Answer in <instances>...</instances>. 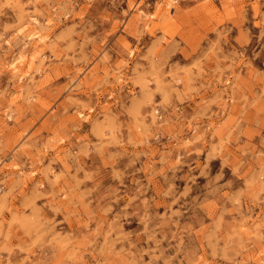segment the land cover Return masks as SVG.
I'll list each match as a JSON object with an SVG mask.
<instances>
[{
	"label": "rangeland",
	"instance_id": "1",
	"mask_svg": "<svg viewBox=\"0 0 264 264\" xmlns=\"http://www.w3.org/2000/svg\"><path fill=\"white\" fill-rule=\"evenodd\" d=\"M0 264H264V0H0Z\"/></svg>",
	"mask_w": 264,
	"mask_h": 264
},
{
	"label": "bare ground",
	"instance_id": "2",
	"mask_svg": "<svg viewBox=\"0 0 264 264\" xmlns=\"http://www.w3.org/2000/svg\"><path fill=\"white\" fill-rule=\"evenodd\" d=\"M25 69V68H24Z\"/></svg>",
	"mask_w": 264,
	"mask_h": 264
}]
</instances>
